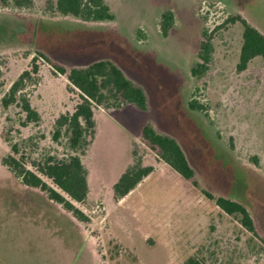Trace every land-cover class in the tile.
I'll list each match as a JSON object with an SVG mask.
<instances>
[{"label": "rangeland", "instance_id": "374dc122", "mask_svg": "<svg viewBox=\"0 0 264 264\" xmlns=\"http://www.w3.org/2000/svg\"><path fill=\"white\" fill-rule=\"evenodd\" d=\"M14 1L0 0V264H187L190 257L202 264H264V58L238 69L244 28L229 21L239 15L264 34V0H106L116 19L105 22L52 14L47 0ZM167 10L175 25L164 34ZM204 33L213 51L197 78L192 67ZM101 59L118 64L145 90L144 119L177 139L198 185L161 167L142 137L137 141L118 122L120 108L130 105L101 106L83 158L89 195L73 202L81 220L40 188L25 186L3 159L11 153L6 138L33 137L24 149L33 155L64 153L65 138L53 139L56 121L80 97L57 66L69 72ZM33 64L38 74L23 94L41 119L22 125L26 113L4 109L1 98ZM192 99L205 112L191 110ZM133 144L143 163L158 170L117 200L113 185L133 162ZM205 190L243 204L257 233Z\"/></svg>", "mask_w": 264, "mask_h": 264}, {"label": "trees", "instance_id": "16d2710c", "mask_svg": "<svg viewBox=\"0 0 264 264\" xmlns=\"http://www.w3.org/2000/svg\"><path fill=\"white\" fill-rule=\"evenodd\" d=\"M9 6V0H2ZM16 6L30 5L31 0H15ZM45 10L52 14L72 16L84 21L105 22L116 19L106 0H47ZM229 21H240L243 25V45L240 52L238 69L245 70L250 61L258 56L264 58V34L245 18L237 15ZM175 25L172 10L165 11L161 16V30L164 34ZM206 40L201 43L198 60L192 67V74L201 78L208 70L213 51V43L207 34ZM35 61V59H34ZM37 64L31 70L23 71L12 82L1 98L4 109L11 106L21 107L26 113L22 125L30 122H39L41 116L32 106L28 97L23 94L29 82L38 74ZM61 74H67L69 90L78 91L80 101L73 112L62 114L56 121L53 139L60 141L65 138V151L62 155L57 153H38L33 155L25 147L33 141V137L22 140L21 143H11V153L4 159L6 165L22 183L40 188L48 197L62 204L67 210L73 212L77 218L83 220L84 214L75 207L73 202L83 203L90 191L89 170L83 158L97 130L95 110L98 107L119 108L124 104H134L138 108L148 110V101L145 90L126 76L124 71L110 60H100L83 67H73L69 72L57 66ZM189 108L193 111L205 112L206 107L197 100L189 101ZM142 140L156 152L160 161L170 167L197 186L195 170L176 138L159 132L151 123L147 122L141 133ZM24 146V147H23ZM133 144V162L122 172L113 185L114 198L120 200L134 190L147 176L154 171L153 165H145L142 157L137 153ZM50 181V182H49ZM203 193L216 205L229 215L237 217L239 222L250 232L256 234L254 220L248 209L240 202L225 196H215L209 191ZM187 264H202L195 257H190Z\"/></svg>", "mask_w": 264, "mask_h": 264}, {"label": "crops", "instance_id": "0c3cea01", "mask_svg": "<svg viewBox=\"0 0 264 264\" xmlns=\"http://www.w3.org/2000/svg\"><path fill=\"white\" fill-rule=\"evenodd\" d=\"M101 60H108V59H101ZM98 61H100V60H98ZM96 62V61H95ZM116 64V63H115ZM118 65V64H117ZM119 66V65H118ZM120 67V66H119ZM121 68V67H120ZM122 69V68H121ZM123 70V69H122ZM124 71V70H123ZM125 73V72H124ZM127 105H130V107H125V108H120V114H119V116L118 117H116L117 118V120H118V122L119 123H121L122 124V126L127 130V131H129V132H131L132 134H133V136H134V138L137 140V139H139V138H141V133H142V129H143V127H144V125L147 123V122H149V123H151L155 128H156V126L154 125V123L153 122H151L150 121V119H148V120H146V119H144L145 118V114H143V113H145V112H148V110H149V105H148V110H146V111H144V110H142V109H140V108H138L137 106H135L134 104H131V103H128ZM110 116H113V115H110ZM136 118H137V121H136V124H135V120H136ZM125 137H127V139L129 138V135L128 134H125L124 135ZM172 136V135H171ZM174 137V136H173ZM137 141H139V140H137ZM184 150V149H183ZM189 161V160H188ZM190 163V162H189ZM161 167H170V165H168L167 163H165V162H162L161 163ZM171 168V167H170ZM156 170H158L157 168L156 169H154V171L149 175V176H147V177H150L152 174H154L155 172H156ZM146 177V178H147ZM145 178V179H146ZM144 179V180H145ZM143 180V181H144ZM142 181V182H143ZM141 182V183H142ZM25 185V184H24ZM140 185V184H139ZM138 185V186H139ZM25 186H27V185H25ZM137 186V187H138ZM27 187H29V186H27ZM30 188H35V187H30ZM136 189V188H135ZM134 189V190H135ZM134 190H132L130 193H132ZM129 193V194H130ZM128 194V195H129ZM127 195V196H128ZM60 204V203H59Z\"/></svg>", "mask_w": 264, "mask_h": 264}]
</instances>
